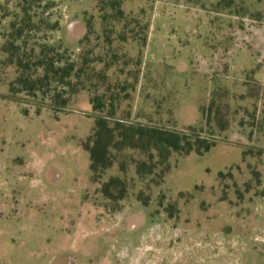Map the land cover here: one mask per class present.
<instances>
[{"label":"rangeland","instance_id":"obj_1","mask_svg":"<svg viewBox=\"0 0 264 264\" xmlns=\"http://www.w3.org/2000/svg\"><path fill=\"white\" fill-rule=\"evenodd\" d=\"M19 1L0 0V46ZM219 1L153 4L134 115L218 140L202 155H172L161 183L139 182L133 162L143 157L132 151L112 153L113 166L94 178L81 147L94 124L87 93L68 113L53 114L7 99L8 86L0 85V264H264V0H246L241 18L219 12ZM41 2L31 10L35 21L58 24L48 43L77 56L83 15L95 13V0ZM203 40L224 45L208 56ZM253 69L258 80L244 87ZM199 70L223 76L216 81L225 92L219 103L229 108L224 133L208 130L200 117L211 91L194 76ZM258 86V96L248 99V89ZM115 177L131 187L120 202L100 193ZM142 192L146 205L137 200Z\"/></svg>","mask_w":264,"mask_h":264},{"label":"trees","instance_id":"obj_2","mask_svg":"<svg viewBox=\"0 0 264 264\" xmlns=\"http://www.w3.org/2000/svg\"><path fill=\"white\" fill-rule=\"evenodd\" d=\"M154 1L143 0V5L135 8L127 0H95V13L83 15L84 35L78 41L77 56L61 45L48 43L47 36L57 31L58 24L43 18L35 21L36 14L31 10L33 6L40 7L41 0H20L16 18L3 35L0 85L7 84V99L65 114L71 111V103L78 95L87 93L94 124L81 147L89 156L94 178L113 166L112 153L132 151L143 157L133 162L139 182L147 183L155 177L161 183L172 155H202L218 143L211 133L193 128L180 132L140 122L134 115V95L142 75ZM247 1L237 4L235 0H221L214 8L241 18L247 13L243 7L250 8ZM249 85L248 79L246 87ZM259 87L249 88L246 97L258 96ZM224 97L225 92L217 89L199 109L208 130L224 133L229 129V108L219 103ZM155 115H159L158 111ZM119 172L126 174V166L121 165ZM130 189L126 180L115 177L101 186L100 193L108 201L120 202ZM143 194L137 200L146 205L149 198L143 200Z\"/></svg>","mask_w":264,"mask_h":264},{"label":"crops","instance_id":"obj_3","mask_svg":"<svg viewBox=\"0 0 264 264\" xmlns=\"http://www.w3.org/2000/svg\"><path fill=\"white\" fill-rule=\"evenodd\" d=\"M216 13H218V12H216ZM225 23H226V20L225 19H222L221 20V24H222V26H224L225 27ZM220 24V25H221ZM212 26H213V23H211L210 24V27H209V29H211L212 28ZM150 27H151V25H150ZM226 28V27H225ZM149 32H150V28H149ZM149 32H148V36H149ZM80 40V39H79ZM78 40V41H79ZM148 40H149V37H148ZM77 41V42H78ZM212 42H213V44H208V41L207 40H203V42L201 43V45H203V46H205L204 47V49H203V51H204V54H208V56L210 55V54H212V52H214L213 50H216V47L217 46H221L222 47V45H224V43H222V42H220V41H218V40H212ZM204 43V44H203ZM147 45H148V42H147ZM147 47V46H146ZM190 55H192V54H190ZM190 65V64H189ZM185 72V71H184ZM172 73V72H171ZM171 73H169V75H173V74H171ZM178 73H180L181 75L183 74V71H180V72H176V74H178ZM175 74V75H176ZM192 74H195V73H192ZM197 75H194V76H196L197 78H200V79H202L203 80V78L204 79H206L207 81H208V84H207V87H208V89L211 91V95L217 90V89H221V88H218V86H217V81H219V79H221L222 80V74L220 75L219 74V72H216V73H211L210 75H208L204 70L203 71H200L199 70V72L198 73H196ZM141 77H142V75H141ZM159 78H163V77H160V76H158V77H156V79H159ZM245 78H247V79H249V80H258V79H256V78H258V71H256L255 69H253L252 71H250V72H245ZM217 80V81H216ZM158 83V82H157ZM172 86H174V84H172ZM243 86L244 87H246V81L244 82V84H243ZM206 87V88H207ZM210 99V98H209ZM209 101V100H208ZM144 123V122H143Z\"/></svg>","mask_w":264,"mask_h":264}]
</instances>
